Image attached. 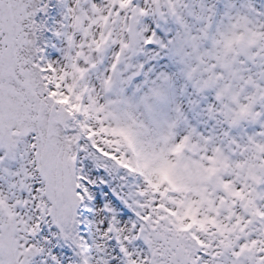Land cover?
<instances>
[{
	"label": "snow or ice",
	"instance_id": "1",
	"mask_svg": "<svg viewBox=\"0 0 264 264\" xmlns=\"http://www.w3.org/2000/svg\"><path fill=\"white\" fill-rule=\"evenodd\" d=\"M0 264H264V0H0Z\"/></svg>",
	"mask_w": 264,
	"mask_h": 264
}]
</instances>
